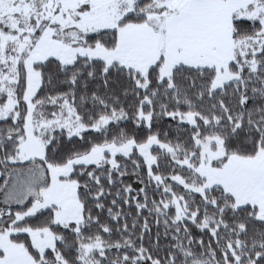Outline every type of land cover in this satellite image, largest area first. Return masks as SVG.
<instances>
[{
    "label": "snow or ice",
    "instance_id": "1",
    "mask_svg": "<svg viewBox=\"0 0 264 264\" xmlns=\"http://www.w3.org/2000/svg\"><path fill=\"white\" fill-rule=\"evenodd\" d=\"M0 264H264V0H0Z\"/></svg>",
    "mask_w": 264,
    "mask_h": 264
}]
</instances>
